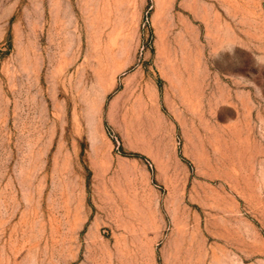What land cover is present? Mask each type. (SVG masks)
I'll list each match as a JSON object with an SVG mask.
<instances>
[{
  "label": "rangeland",
  "instance_id": "rangeland-1",
  "mask_svg": "<svg viewBox=\"0 0 264 264\" xmlns=\"http://www.w3.org/2000/svg\"><path fill=\"white\" fill-rule=\"evenodd\" d=\"M0 264H264V0H0Z\"/></svg>",
  "mask_w": 264,
  "mask_h": 264
},
{
  "label": "trees",
  "instance_id": "trees-1",
  "mask_svg": "<svg viewBox=\"0 0 264 264\" xmlns=\"http://www.w3.org/2000/svg\"><path fill=\"white\" fill-rule=\"evenodd\" d=\"M135 156H137V157H142L141 155H139V154H134Z\"/></svg>",
  "mask_w": 264,
  "mask_h": 264
}]
</instances>
